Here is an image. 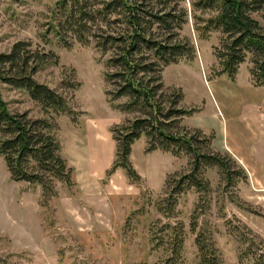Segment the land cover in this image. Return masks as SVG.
I'll return each mask as SVG.
<instances>
[{
  "label": "rangeland",
  "instance_id": "374dc122",
  "mask_svg": "<svg viewBox=\"0 0 264 264\" xmlns=\"http://www.w3.org/2000/svg\"><path fill=\"white\" fill-rule=\"evenodd\" d=\"M72 5L73 0H0V52L18 41H30L35 48L55 53L58 63L48 64L36 79L65 96L79 114L75 123L68 114L53 113L62 155L74 169L73 186L52 180L54 195L46 198L40 185L14 180L0 156V264H160L170 252L165 245L156 246L153 237L157 231L164 235L160 229L167 225L183 227L184 264H199L195 239L202 229L224 264H255L254 254L260 252V242L264 244V190L253 187L242 164L218 148L223 129L229 131L228 139L227 133L224 136L230 143L234 120L259 95L257 86L249 84L250 60L240 65L234 79L216 75L219 33L201 39L194 28L191 0L169 3L188 13L173 40L189 41L196 52L194 60H180L161 72L164 86L174 91V97L179 95L178 106L196 109L173 127L184 129L180 133L191 138L198 151L218 152L227 166L224 170L203 164L200 177L208 182L207 190L191 188L180 194L174 215L166 216L158 203L169 196L179 177L192 171V153L149 151L143 135L130 155L139 179L121 167L111 171L118 159L113 129L140 116L136 110L114 106L127 103V97L111 101L107 94L112 86L105 74L113 70L107 61L115 50H100L96 35L120 27L103 30L98 20L91 22L89 42L82 43L75 26H59ZM255 17L264 25V10ZM3 95L12 111L45 116L23 91L4 86ZM198 124L212 127L204 131ZM211 136L209 148L203 147L202 139ZM236 142L245 153V136ZM194 219L196 232L191 227ZM247 247L248 255L243 254Z\"/></svg>",
  "mask_w": 264,
  "mask_h": 264
},
{
  "label": "trees",
  "instance_id": "16d2710c",
  "mask_svg": "<svg viewBox=\"0 0 264 264\" xmlns=\"http://www.w3.org/2000/svg\"><path fill=\"white\" fill-rule=\"evenodd\" d=\"M170 2L172 0H73L75 7L66 12L59 24L63 28L75 26L76 37L82 43L89 42L91 22L98 20L103 30L111 25L120 27L106 35H96L100 50H115L107 61L113 68L105 74L112 86L107 94L111 101L127 97V103L114 106L136 110L140 116L113 129L118 159L112 172L121 167L131 177L139 179L130 155L134 142L143 135L148 138L149 151L160 148L174 154L180 150L192 153V171L179 177L169 196L158 203L159 211L166 216L174 215L176 197L180 194L191 188L207 190L208 182L200 177L203 164L219 165L224 170L227 166L218 152L198 151L192 139L180 133L184 129L177 131L173 127L181 117L193 114L196 109L178 106L180 97L178 94L174 97V91L164 86L161 72L165 66L180 60H194L196 52L189 41L173 40L177 35L174 30L182 29L188 13L170 7ZM191 5L199 37L208 39L211 32L219 33L214 54L220 69L215 74H227L234 79L240 65L249 59L252 82L255 86H264V25L255 17L264 10V0H191ZM160 31L165 34L160 35ZM58 32L63 35L61 30ZM51 63L57 64L58 56L33 47L30 41H18L9 51L0 52V156L5 159L14 180L40 185L46 198L54 195L50 188L52 180L69 187L74 185V169L62 155L59 125L53 113L68 114L75 123L79 121V114L65 96L36 79V74ZM4 86L26 93L45 116L34 118L28 112L12 111L3 95ZM212 138L204 137L203 147L209 148ZM191 227L196 232L195 219ZM160 230L165 234L155 233L156 246L165 245L170 252L160 264H184L183 227L167 225ZM195 242L200 254L199 264H224L206 231H199ZM261 243L260 252L254 254L257 255L255 264H264V244L262 247ZM248 253L249 247L243 254Z\"/></svg>",
  "mask_w": 264,
  "mask_h": 264
},
{
  "label": "crops",
  "instance_id": "0c3cea01",
  "mask_svg": "<svg viewBox=\"0 0 264 264\" xmlns=\"http://www.w3.org/2000/svg\"><path fill=\"white\" fill-rule=\"evenodd\" d=\"M249 84L255 86L251 78ZM255 88L259 95L253 101V104L248 106L239 115L238 119L234 120L231 142L229 143L225 138L227 133L228 139L229 131L226 129L225 132V129H223V137L218 148L228 151L242 164L253 187L264 190V86ZM198 126L204 131L212 127L208 124H198ZM243 136L246 140L245 153L243 148L240 149L238 142H236Z\"/></svg>",
  "mask_w": 264,
  "mask_h": 264
}]
</instances>
